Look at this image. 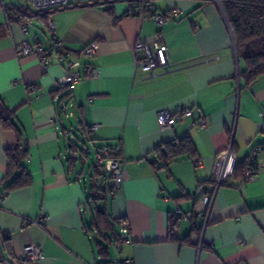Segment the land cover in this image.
Returning a JSON list of instances; mask_svg holds the SVG:
<instances>
[{"label": "crops", "instance_id": "crops-1", "mask_svg": "<svg viewBox=\"0 0 264 264\" xmlns=\"http://www.w3.org/2000/svg\"><path fill=\"white\" fill-rule=\"evenodd\" d=\"M130 1L136 0H71L53 12L51 33L45 14L28 0H0V98L28 148L23 165L31 178L27 186L4 189L5 151L16 136L0 126V256L13 259L35 244L42 256L33 264H264V132L258 129L264 74L248 85L240 77L244 63L221 0H140L143 7L135 10ZM153 14L164 15L161 25L146 18ZM22 41L43 43L51 54L47 68L33 55L16 56ZM90 41L99 47L88 60L80 51ZM137 41L163 42L167 70L135 76ZM73 60L81 61L77 71L88 63L96 75L56 87ZM182 104L192 115L161 129L157 111ZM71 117L76 131L87 126L93 147L111 146L123 159L125 179L115 194L95 162L85 177L82 159L89 152L71 154ZM199 117L205 126L197 125ZM185 136L202 165L180 156L164 166L154 150ZM229 147L239 168L206 204L216 156ZM253 150L255 174L244 180ZM90 206L106 212L118 238L126 226L128 241L98 235ZM39 217L46 230L34 223ZM170 219L177 221L172 235Z\"/></svg>", "mask_w": 264, "mask_h": 264}, {"label": "built area", "instance_id": "built-area-1", "mask_svg": "<svg viewBox=\"0 0 264 264\" xmlns=\"http://www.w3.org/2000/svg\"><path fill=\"white\" fill-rule=\"evenodd\" d=\"M140 1V0H139ZM219 1V0H218ZM30 5L38 12L45 14L46 29L49 32H54L55 23L53 20V12L68 6L71 0H28ZM148 19H153L157 24L161 25L164 21V15L153 14L146 16ZM26 25L22 24V30L26 31ZM55 46L58 48L61 46V42L56 40ZM98 43L96 41L88 42L80 51V56L85 59L93 58L98 51ZM133 56L134 75L139 78L146 76H154V71L159 68L163 71L167 70V46L160 41L143 42L137 41L131 48ZM16 56H28L33 55L44 68H47L51 54L48 49L41 42H37L34 45L29 44L26 41H22L15 45ZM58 61L65 60L62 54H57ZM81 65L80 60H73L67 62L68 70L66 74L58 79L55 83L56 87L72 88L82 78L90 79L96 75V69L85 63L81 72L76 68ZM192 115V108L189 105L182 104L178 108L171 112L167 109H160L156 113V119L161 129H170L172 125L183 117H189ZM261 121L258 123V129L264 132V110L259 113ZM197 125L205 126L206 119L199 117L196 120ZM71 152V151H70ZM71 154H76L71 152ZM92 156L95 163L103 166V171L109 182V192L113 195L122 186L125 179L124 161L121 156H114L112 150L108 147H94ZM255 156L256 151L253 150L248 157L246 163L243 178L244 180H251L255 174ZM194 164L196 167L202 165L201 160L195 159ZM235 166V157L232 154L231 148L220 152L216 156V160L213 166V181L210 189L203 197V201L206 204L212 203L218 188L225 183L230 177ZM5 193L0 196L3 198ZM179 214V212H178ZM34 223L41 229L46 230L47 225L44 217H39L34 220ZM128 229L126 226H122L119 231V242L125 243L127 238ZM41 250L35 244H27L23 247L21 255L9 259L0 256V264H33L35 261L41 258ZM123 264H134L131 259H125ZM240 264V263H239ZM242 264V263H241Z\"/></svg>", "mask_w": 264, "mask_h": 264}, {"label": "trees", "instance_id": "trees-1", "mask_svg": "<svg viewBox=\"0 0 264 264\" xmlns=\"http://www.w3.org/2000/svg\"><path fill=\"white\" fill-rule=\"evenodd\" d=\"M142 4L143 2L139 0L130 1L132 10L142 8ZM221 6L230 29L235 52L244 63L240 77L248 85L264 74V0H221ZM13 114V110L7 107L0 98V126L11 129L16 136L14 144L5 151L6 174L1 183H5L6 192L27 186L31 182L29 173L23 165V161L28 157V148L23 144L21 131L14 121ZM79 132L83 138L93 140L86 125L79 129ZM77 139L81 141L79 137ZM106 147L112 150L114 156H120L113 147ZM69 148L71 152L77 153L78 150L85 155L88 153L84 149H77L75 143H70ZM154 152L162 160L164 166L180 156H188L194 160L198 158L194 143L188 136L165 143L163 146L157 147ZM237 168L239 165L235 164L234 170ZM95 170L102 176L105 174L103 166L97 163ZM107 189L109 191L108 179ZM98 198L99 196L92 197L93 201ZM90 209L94 211L91 226L94 227L97 234L105 238L113 237L117 232L106 212L103 209L97 210L95 206H90ZM176 222V219L169 220L171 235ZM91 226L89 228L93 230ZM114 239L119 242L118 233ZM97 243L100 250L105 249L101 242Z\"/></svg>", "mask_w": 264, "mask_h": 264}, {"label": "rangeland", "instance_id": "rangeland-1", "mask_svg": "<svg viewBox=\"0 0 264 264\" xmlns=\"http://www.w3.org/2000/svg\"><path fill=\"white\" fill-rule=\"evenodd\" d=\"M68 122H70L73 125L72 127L74 128L70 133V139H72L73 142L76 144V148L77 149H84L85 151L89 152V155L85 159H82L83 160L82 165H83L84 175H85V177H88L92 172L91 167H92L93 163L95 162L94 158L92 156V151L94 150L93 144L90 140L83 138L79 134V132L75 130L76 124L74 122L73 117L69 118ZM74 135H75V137H74ZM76 136H78L79 139H81V141L76 139ZM80 154H81L80 151L77 150L76 155H78V157H81V155H82V157H84L83 154H81V155ZM78 167L81 168V163L79 161H78Z\"/></svg>", "mask_w": 264, "mask_h": 264}, {"label": "water", "instance_id": "water-1", "mask_svg": "<svg viewBox=\"0 0 264 264\" xmlns=\"http://www.w3.org/2000/svg\"><path fill=\"white\" fill-rule=\"evenodd\" d=\"M74 137H75V135H74ZM76 139H77V136H76ZM70 143H72V144H73V143H74V142H73V140H72V142H70Z\"/></svg>", "mask_w": 264, "mask_h": 264}]
</instances>
